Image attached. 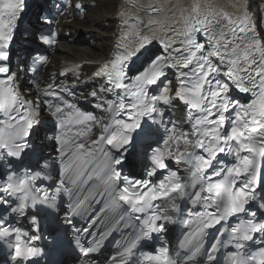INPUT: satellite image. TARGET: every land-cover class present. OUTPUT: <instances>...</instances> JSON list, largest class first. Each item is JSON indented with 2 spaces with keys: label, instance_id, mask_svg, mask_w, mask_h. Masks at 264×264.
Returning <instances> with one entry per match:
<instances>
[{
  "label": "snow or ice",
  "instance_id": "1",
  "mask_svg": "<svg viewBox=\"0 0 264 264\" xmlns=\"http://www.w3.org/2000/svg\"><path fill=\"white\" fill-rule=\"evenodd\" d=\"M30 7L29 0H0V264L59 257V233L66 238L69 229L77 259L99 257L111 232L92 231L97 197L106 206H128L113 216L114 229L132 227L128 213L144 221L109 257L114 264L118 257L140 264L137 252L154 240L160 246L151 247L147 264H216L225 247L233 248L229 264H256L246 244L264 248V0H121L110 56L94 73L104 81L90 93L94 111L68 102L59 90L44 107L19 90L13 57ZM37 21L49 22L41 15ZM37 31L36 40L53 44L52 32ZM177 107L186 113L187 129L171 118ZM45 110L51 122L42 119ZM141 156L142 177L125 174V167L135 172ZM169 156L186 166V179L169 168ZM100 182L102 190L94 192ZM178 198H187L185 212ZM158 199L171 204L175 218ZM85 217L87 226L76 227L75 219ZM176 223L187 229L181 261L162 239ZM214 227L217 235L208 242ZM37 241H46L47 251Z\"/></svg>",
  "mask_w": 264,
  "mask_h": 264
},
{
  "label": "bare ground",
  "instance_id": "2",
  "mask_svg": "<svg viewBox=\"0 0 264 264\" xmlns=\"http://www.w3.org/2000/svg\"><path fill=\"white\" fill-rule=\"evenodd\" d=\"M119 1L74 0V2H80L81 5H84L88 14L81 22L62 25L63 33H65L63 38L65 44H62L57 51V64L63 60L83 62L106 59L113 43V33L116 26L115 12ZM99 2L105 3L102 9L94 10L91 8L93 3H97V6L103 4ZM86 37L89 41H84ZM77 40L79 43L75 44ZM91 40L92 42H90ZM106 44L107 49L104 47ZM84 69L91 74L95 67L85 65Z\"/></svg>",
  "mask_w": 264,
  "mask_h": 264
},
{
  "label": "rangeland",
  "instance_id": "3",
  "mask_svg": "<svg viewBox=\"0 0 264 264\" xmlns=\"http://www.w3.org/2000/svg\"><path fill=\"white\" fill-rule=\"evenodd\" d=\"M99 3H103V2H99ZM105 6V3H103L102 5H98L97 7H96V5L95 4H92V9H102L103 7ZM90 7V6H89ZM88 7V8H89ZM112 29V28H111ZM78 38H80V37H78ZM77 38V39H78ZM77 43H79V41L77 40V41H75V44H77ZM106 49H107V44L104 46Z\"/></svg>",
  "mask_w": 264,
  "mask_h": 264
}]
</instances>
